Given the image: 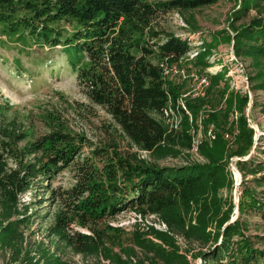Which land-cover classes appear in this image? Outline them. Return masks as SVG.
Listing matches in <instances>:
<instances>
[{
	"label": "trees",
	"instance_id": "obj_1",
	"mask_svg": "<svg viewBox=\"0 0 264 264\" xmlns=\"http://www.w3.org/2000/svg\"><path fill=\"white\" fill-rule=\"evenodd\" d=\"M217 1L0 0L1 33L22 32L50 52L59 47L79 57L70 60L77 86L109 118L97 141L77 132L63 109L41 111L45 130L36 133L27 126L29 115L25 123L7 114V102L0 104V250L11 253L6 264H79L65 253L82 264H196L197 257L201 264H264L258 245L264 243V144L254 145L243 115L229 120L246 97L227 93L216 73L203 96L185 97L191 121L182 110L175 129L161 117L168 95L175 102L188 90L187 80L167 84L159 61H178L190 43L162 29L160 20ZM258 2H244L234 20ZM233 50L251 61L252 89H264V21L234 28ZM193 64L199 74L209 65L204 53ZM259 106L264 114V102ZM203 109V124L216 128V136L198 147L204 162L160 165L192 155L191 122ZM233 157L241 158L234 162L241 181L238 215L230 222L234 203L220 191L234 187ZM63 173L70 182L54 185ZM28 190L34 191L33 205L48 200L55 206L47 226L50 244L34 250L24 247L29 207L19 203ZM129 210L141 219L154 216L165 229L138 221L129 230L111 225L110 219ZM248 213L259 221L251 223ZM250 225L263 233L248 234Z\"/></svg>",
	"mask_w": 264,
	"mask_h": 264
},
{
	"label": "rangeland",
	"instance_id": "obj_2",
	"mask_svg": "<svg viewBox=\"0 0 264 264\" xmlns=\"http://www.w3.org/2000/svg\"><path fill=\"white\" fill-rule=\"evenodd\" d=\"M244 2L253 4L254 0H218L214 4L187 12L175 10L160 20V27L189 39L190 53L186 54L181 61V66L188 70V74H199L193 62L196 61L200 53H204V58L209 65L200 70L201 73H208L209 79L212 74L221 73L223 80H225L222 83L224 82L225 86L227 84V93L233 92L238 96L246 97L244 108L241 111L233 110L230 112L229 120L236 123L241 115L247 118V121L250 119L251 124L258 129L255 144L258 147L264 144V114L260 112L259 106L264 102V89H252L253 82L250 76L255 73V70L250 66V59L237 56L233 50V34L234 28L242 27L246 23L253 22L254 19L264 21V0H259L258 7L251 8L241 19L234 20L235 11ZM205 44H207V48ZM231 52L235 58L232 57ZM46 53L48 59L43 61V56L47 55ZM71 59L77 61L79 57L77 59V56L65 53L59 47L50 52L47 47H42L33 39L23 35L22 32L4 35L1 33L0 26V104L7 102L8 105L12 106L7 114L10 117H19L20 121L21 119L25 121L26 116L29 115L27 126L33 127L36 133L45 130L39 118L41 111H48L53 108L63 109L67 115V121L77 132L89 139L98 141L104 132L102 124L106 125L109 118L100 108L91 106V103L80 92L76 82V70L70 63ZM236 60L241 62L243 67H240ZM161 62L162 60L159 61V65ZM208 67H210L209 70H207ZM186 80L189 91L191 81ZM246 80L248 87H246ZM181 81V79L170 75L166 79L167 84L168 82L177 84ZM180 99L185 101V98ZM186 109L188 108L186 107ZM77 110L79 111L76 112ZM205 117L206 110L203 109L196 120L191 122L192 129L195 131L194 137L201 142L216 136V128L214 126L213 129L209 128L212 124L209 127L203 124L202 120ZM237 133L236 128L233 134ZM193 162L201 163L204 160L199 154L192 153L190 156L180 155L177 158H167L159 164L179 167ZM233 180L234 187L229 191L223 188L220 193L224 197H231L234 203L231 218L235 219L238 215L237 206L240 191H238L236 200L234 175ZM69 182V175L63 173L56 178L54 185L60 183L67 185ZM248 184L251 185V183ZM33 192L28 190L19 195V203L20 205L28 204L29 207L24 224V247H30L34 250L38 243H42L43 246L50 244L49 240L52 237L47 236V226L52 220L55 206L48 200L43 201V204L33 205L32 203L36 199ZM18 217L20 218L22 215ZM244 217L249 219L251 223L259 221L255 213H248ZM135 221H138L141 227L152 223L155 227L162 228L154 216L150 215L141 219L130 210L123 211L110 219L112 226L124 227L126 230L131 229L130 227ZM247 233L253 235L263 233V231L254 225H250ZM258 245L264 247V243ZM9 255H11L9 250H0V264H6ZM65 255L69 260L74 259L82 264L79 256L72 258L68 253ZM194 262L201 264L200 257H197Z\"/></svg>",
	"mask_w": 264,
	"mask_h": 264
},
{
	"label": "built area",
	"instance_id": "obj_3",
	"mask_svg": "<svg viewBox=\"0 0 264 264\" xmlns=\"http://www.w3.org/2000/svg\"><path fill=\"white\" fill-rule=\"evenodd\" d=\"M189 53H190V50L186 54H189ZM185 56L181 57L178 61H175V62H169L167 58L162 59V62L159 65V67L161 69L162 77H163V79H165V81H166V79L169 78V75L174 76V77L181 79V80L188 79L191 81L190 82L191 83L190 84L191 89L187 93L183 94L180 98H185L186 96H190V97L203 96L204 92H205V88L209 84V76H208L209 74L208 73H201V74L190 73V74H188L186 68L181 66V61L184 59ZM232 57L235 58L233 53H232ZM237 63L240 67H243L241 62L237 61ZM209 68L210 67H208L207 70H209ZM209 72H211V71H209ZM246 87H248V81L247 80H246ZM180 98H177L176 101L174 102L171 99V97L168 95L167 103L165 104V107L162 109V116L161 117H162L163 121L169 127H172L175 129L179 127L181 117H182V110H184V112L189 116V119L191 121V113L188 109H186L184 102ZM248 121H249L248 122L249 126L254 130V136H255L254 145H255L256 140H257L256 135L258 133V129L256 126L251 124L252 121L250 119H248ZM209 128L213 129V125H211ZM194 132L195 131H193V129L191 127V129H190V133H191L190 152H191V154L192 153L197 154L198 147L201 144V140H197L194 137L195 136ZM236 158L237 157H233L230 159V163H229L230 169H232L234 162L236 161ZM161 225H162V228H158V227H156V228L165 229V225L164 224H161Z\"/></svg>",
	"mask_w": 264,
	"mask_h": 264
},
{
	"label": "water",
	"instance_id": "obj_4",
	"mask_svg": "<svg viewBox=\"0 0 264 264\" xmlns=\"http://www.w3.org/2000/svg\"><path fill=\"white\" fill-rule=\"evenodd\" d=\"M254 139H255V136H254ZM253 147H254V145H253ZM237 159H241V158L237 157L236 160ZM231 170H232V173H233L234 178H235V186H236L235 187V193H236L235 196H236V200H237V198H238V185H239V183L241 181V176H240L238 170L236 169V167L233 166ZM233 220H234V218L230 219V221H233Z\"/></svg>",
	"mask_w": 264,
	"mask_h": 264
}]
</instances>
